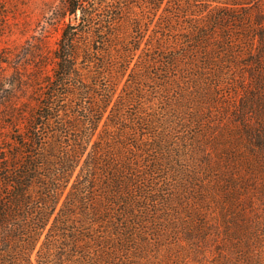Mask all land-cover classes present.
Wrapping results in <instances>:
<instances>
[{
	"label": "trees",
	"instance_id": "trees-1",
	"mask_svg": "<svg viewBox=\"0 0 264 264\" xmlns=\"http://www.w3.org/2000/svg\"><path fill=\"white\" fill-rule=\"evenodd\" d=\"M53 10L0 93V264H264V0Z\"/></svg>",
	"mask_w": 264,
	"mask_h": 264
},
{
	"label": "rangeland",
	"instance_id": "rangeland-1",
	"mask_svg": "<svg viewBox=\"0 0 264 264\" xmlns=\"http://www.w3.org/2000/svg\"><path fill=\"white\" fill-rule=\"evenodd\" d=\"M62 0H5L0 15V93H23L18 80L29 81L36 65L49 60L61 34L62 22L53 7ZM19 65V67H17ZM52 63L47 64L51 71Z\"/></svg>",
	"mask_w": 264,
	"mask_h": 264
}]
</instances>
